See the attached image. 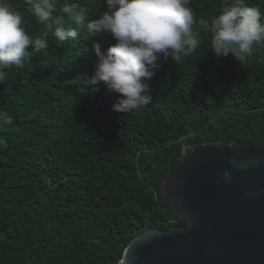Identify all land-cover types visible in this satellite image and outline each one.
I'll return each mask as SVG.
<instances>
[{
    "label": "trees",
    "instance_id": "16d2710c",
    "mask_svg": "<svg viewBox=\"0 0 264 264\" xmlns=\"http://www.w3.org/2000/svg\"><path fill=\"white\" fill-rule=\"evenodd\" d=\"M23 16L30 36L47 37L24 68L4 69L0 110L13 117L0 127V264H117L141 233L186 226L165 213L163 183L172 167L200 146L264 152V47L244 62L218 59L210 37L176 64L158 61L149 105L112 110L122 97L101 83L88 37L57 44L26 11L24 0H5ZM90 18L104 0H69ZM65 0H57L59 9ZM264 14V0H245ZM223 0H191L197 20L219 13ZM31 50V46H29Z\"/></svg>",
    "mask_w": 264,
    "mask_h": 264
},
{
    "label": "clouds",
    "instance_id": "9594fccd",
    "mask_svg": "<svg viewBox=\"0 0 264 264\" xmlns=\"http://www.w3.org/2000/svg\"><path fill=\"white\" fill-rule=\"evenodd\" d=\"M191 0H104L106 11L90 18L86 7L77 2L58 9L57 0H24L26 11L43 25L57 44L78 39L81 30L88 37L110 36L115 43L106 50L96 41L92 51L97 57L94 74L86 77V88L119 94L112 110L130 113L151 101L148 81L159 67L158 61L180 63L201 45V34L210 37L215 56L244 62L254 46L264 47V14L245 0H223L219 13L209 19H196ZM20 12L0 0V81L4 69L24 68L33 53L48 48L47 37L30 36ZM31 46V50H29ZM13 117L0 110V127L11 126ZM227 175V173L225 174ZM117 264H124L119 260Z\"/></svg>",
    "mask_w": 264,
    "mask_h": 264
},
{
    "label": "water",
    "instance_id": "95a60500",
    "mask_svg": "<svg viewBox=\"0 0 264 264\" xmlns=\"http://www.w3.org/2000/svg\"><path fill=\"white\" fill-rule=\"evenodd\" d=\"M162 195L165 213L187 225L141 233L124 264H264L263 151L197 147L172 167Z\"/></svg>",
    "mask_w": 264,
    "mask_h": 264
},
{
    "label": "built area",
    "instance_id": "2783aa9c",
    "mask_svg": "<svg viewBox=\"0 0 264 264\" xmlns=\"http://www.w3.org/2000/svg\"><path fill=\"white\" fill-rule=\"evenodd\" d=\"M182 155H183V157L185 156V153H184V151H182Z\"/></svg>",
    "mask_w": 264,
    "mask_h": 264
}]
</instances>
